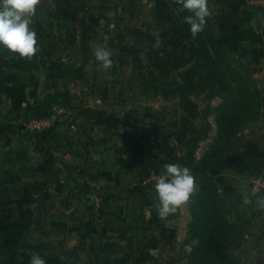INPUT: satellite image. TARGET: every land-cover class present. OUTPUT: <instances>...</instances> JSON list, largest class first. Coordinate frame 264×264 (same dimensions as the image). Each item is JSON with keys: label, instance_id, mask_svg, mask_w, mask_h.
<instances>
[{"label": "crops", "instance_id": "0c3cea01", "mask_svg": "<svg viewBox=\"0 0 264 264\" xmlns=\"http://www.w3.org/2000/svg\"><path fill=\"white\" fill-rule=\"evenodd\" d=\"M67 1L76 12L72 42L79 43L80 20L91 32L85 59L78 52L73 55L80 72L67 93L62 88L54 91L50 76L55 57L50 52L51 37L62 38L50 16L51 0H39L31 18L37 54L31 59L10 52L0 55V264H29L34 253L46 264H68L73 259L75 264H94L105 241L130 239L125 249L133 253L142 249L148 233L156 234L145 222L158 197L149 180L156 169L146 159L148 152L152 159L153 150L145 155L144 149L155 148L157 167L161 148L172 154L173 140L163 130L166 118L160 119L156 110L151 118L142 103H134L122 76L125 72L103 69L90 49L95 41L105 47L116 45L119 33L105 19V10L115 6L120 13L132 11L144 0ZM218 1L223 5L217 23L222 32L219 50L223 54L233 50L258 66L264 58L262 14L249 0ZM161 30L165 50H174L173 43L184 39L168 5L155 0V35ZM56 57L66 56L57 53ZM161 101L156 98L155 107ZM217 104L213 100L212 106ZM56 106L64 113L53 130L26 131L27 119L46 115ZM213 122L211 118L212 129L198 157L216 136ZM261 135L264 109L255 130L239 138L227 155L203 165L220 196L237 213L226 253L235 251L255 220L254 210L260 208L252 206L249 180L264 177V146L260 149L256 143ZM180 215L179 208L173 222H168L177 233Z\"/></svg>", "mask_w": 264, "mask_h": 264}, {"label": "trees", "instance_id": "16d2710c", "mask_svg": "<svg viewBox=\"0 0 264 264\" xmlns=\"http://www.w3.org/2000/svg\"><path fill=\"white\" fill-rule=\"evenodd\" d=\"M163 1L168 5L170 13L172 15L175 13L184 38L189 44L186 52L190 53L188 58L182 60L183 66L177 74L178 79L176 77L175 81L173 80L163 88L165 91L173 93L181 109V117L176 131L172 134L168 133L173 140L174 163L178 162L181 166L190 168L200 188V192L195 196L191 206L192 216L189 224V234L197 240V243L186 255L184 264H238L236 259L224 251L230 235L221 229L223 218L218 203L222 197L218 193L215 183L205 172L203 165L227 155L233 148L238 133L259 120L260 112L264 107V97L252 79V74L258 73L259 70L233 56L219 52L218 37L213 32V27L219 19L216 9L209 6L212 15L207 19L203 31L193 37L189 25L184 22V17L189 13L180 10L177 0ZM51 2L54 9L51 10L50 16L58 23L55 26L56 33L59 34L62 31V38H60L61 35L51 37L50 52L55 57H53V69L50 76L55 81L53 83L55 84L54 91L62 88L63 92L67 93V86L75 81L80 72V67H77L73 61V55L78 52L83 60L85 59L88 52L86 39L91 32L80 20L79 43L72 42L76 12L69 7L67 0H51ZM112 9L116 10L117 8L114 6ZM112 9L105 11L111 13ZM123 43L124 38L119 33L115 44L120 46ZM184 45L186 47V44ZM68 46L74 48L73 54L66 52ZM158 47L161 46L158 45ZM160 51L162 50L157 51L158 55L155 56V60L161 58ZM6 52L0 50V55L2 56ZM57 53L64 54L66 57H56ZM169 65L170 60L166 59L162 66L168 67ZM158 86V83H155V87ZM165 91L161 90V92ZM217 98L221 102L213 107L212 102ZM212 114H215L216 136L205 152L198 157L197 152L201 144L209 138L211 130L209 118ZM161 164L159 163L155 170L158 174L164 171ZM150 185L153 187L152 184ZM212 185L215 187L213 192L209 188ZM158 202L157 198L155 205ZM164 222L165 219L159 218L156 208L151 210L147 226L157 232L156 236H151L155 240V245L153 244L155 249L158 243H161L160 247L162 248L165 246L170 248L176 236L175 229L166 227ZM228 229L230 226L227 227ZM106 242L101 243L97 249L95 254L97 260L94 264H103L105 259L103 250L106 247ZM129 253L132 254V252ZM135 253L139 260L137 264H141L144 259L151 256L149 250H139ZM68 264H75V259Z\"/></svg>", "mask_w": 264, "mask_h": 264}, {"label": "rangeland", "instance_id": "374dc122", "mask_svg": "<svg viewBox=\"0 0 264 264\" xmlns=\"http://www.w3.org/2000/svg\"><path fill=\"white\" fill-rule=\"evenodd\" d=\"M249 3H251L249 4L250 6L258 9V12L262 14L263 18L262 16L259 17L264 20V0H249ZM209 6L220 12L223 5L218 0H209ZM110 12L111 13L108 11L103 12L105 19L112 24V27L115 29L114 31L116 33H120V35L124 38L122 49H119V45L106 46V48L112 53L111 59L113 64L111 69L121 70L123 73L125 72L122 76L125 77V81L129 84L128 86L131 90H129L128 93L129 96L133 98L134 103H142L145 112H147L151 118L155 117L156 110L160 119L166 118V121L163 123V130L167 133H174L178 127L179 118L181 117V109L177 104V100L174 98L173 93L167 92V90L165 91L163 88L166 87L168 83H172L173 80L175 81L176 77L178 79L177 74L181 71L183 66L182 60L190 56V53L188 52L183 53V49L189 47L187 40L184 38V34H182L184 39L180 37L173 43L174 50L170 51L173 47L167 48V56L165 53L167 49L165 50L163 45V39L165 40V35H162L163 30H161L157 36L155 35V0H144L143 4L132 11H124L120 13L118 9H112ZM173 17L179 25L175 13L173 14ZM218 21L219 19L217 22ZM161 28L162 27H160V29ZM166 29L167 28L165 27L164 30ZM213 29L215 36L217 35L219 39L222 32L218 24L214 25ZM184 44H186V47ZM158 45L163 47H158ZM98 46L101 45H99L96 41L91 45L90 49L92 54H94V51ZM158 50H162L160 51L161 58L155 60V56L158 55ZM66 52L73 54L75 51L72 46H68ZM219 52L221 53L220 50ZM224 55L233 56L235 59L248 63L250 66L259 70L258 73L254 75L252 74V79L256 82L261 91V95L264 97V58H262V61L258 64V66H255L243 57L237 56V52L233 50ZM166 59L170 60V65L168 67L162 66ZM155 83H158L159 86L155 87ZM161 90L165 92H161ZM156 98H160L162 101L155 107ZM215 101L218 104L221 102L218 98L215 99ZM263 109L264 107L260 112L259 120L255 124H250V126H247L242 132L238 133L234 143L244 135H249L253 130H255V127L257 128L260 124ZM214 117L215 114H212L209 121L211 122V118ZM213 123L215 124V121ZM245 131H247L246 134L244 133ZM151 136L155 139V132ZM256 143L259 144L258 147L262 149L264 146V135L258 137ZM164 149L165 147L161 148L159 152V156L162 160L159 163H162V168H164L168 163H174V152L169 155ZM148 150H153L152 159L155 161V148L147 146L144 149L145 155ZM209 188L212 192L215 189L214 185ZM199 192V184L196 183L195 191L191 195L189 201L180 207V223L176 225L180 229V233L176 232V236L170 248L169 246L162 248L160 247L161 243H158L155 249V247H153V244L155 245V240L151 238L154 234L148 233L146 235L140 251L149 250L151 256L144 259L141 264H184L186 262V255L191 252L192 248L197 243V240L189 234V224L192 216L191 206L192 203H194L195 196H197ZM260 196H264V194L258 193L254 190L250 191L249 197L251 198L253 207L255 205L259 207L257 204V197ZM218 204L220 205L221 215L223 218L221 229L228 232L230 235V229L237 216L236 210L234 207L229 206L227 201L223 198ZM154 209L155 203L152 210ZM254 211L253 216H255V220L247 232H245V234L240 238L235 251L233 253L225 252L236 259L238 264H264V213H261V211L264 212V208L260 207ZM150 212L151 210L149 211V218ZM172 218L173 214L169 215L165 219L164 224L166 227H169L168 222H173ZM145 222L147 224V220ZM228 226H230V229L227 230ZM155 233L156 236L157 232L155 231ZM129 244L130 239H111L107 241L105 244L106 247L103 250L105 258L103 264H137L139 262V260H137V253L133 252L131 254L126 251L127 249H125ZM155 259L157 260L156 262Z\"/></svg>", "mask_w": 264, "mask_h": 264}, {"label": "clouds", "instance_id": "9594fccd", "mask_svg": "<svg viewBox=\"0 0 264 264\" xmlns=\"http://www.w3.org/2000/svg\"><path fill=\"white\" fill-rule=\"evenodd\" d=\"M177 3L181 11L189 13L184 17V22L195 37L203 31L207 19L212 15L209 0H177ZM38 4L39 0H0V50L24 59H31L37 54V33L30 25ZM94 56L103 69L112 67V53L106 47L98 46ZM195 187L196 178L190 168L178 162L166 164L154 183L159 201L155 208L159 218L166 219L176 213L189 201ZM257 204L264 208V196L257 197ZM29 264H46V260L34 253Z\"/></svg>", "mask_w": 264, "mask_h": 264}, {"label": "built area", "instance_id": "2783aa9c", "mask_svg": "<svg viewBox=\"0 0 264 264\" xmlns=\"http://www.w3.org/2000/svg\"><path fill=\"white\" fill-rule=\"evenodd\" d=\"M63 113V108L56 106L50 109L46 115L31 117L24 122L26 131L32 134L50 131L55 127L59 117ZM157 179L158 173L152 171L149 176L150 183L154 184ZM249 186L251 190L264 194V177L259 176L250 178ZM145 215L147 216L146 220H148L149 212Z\"/></svg>", "mask_w": 264, "mask_h": 264}, {"label": "water", "instance_id": "95a60500", "mask_svg": "<svg viewBox=\"0 0 264 264\" xmlns=\"http://www.w3.org/2000/svg\"><path fill=\"white\" fill-rule=\"evenodd\" d=\"M146 159H147V162H148V164H149L150 166H152L154 169L157 168L155 161H153V160L151 159V153H150V152L147 153Z\"/></svg>", "mask_w": 264, "mask_h": 264}]
</instances>
